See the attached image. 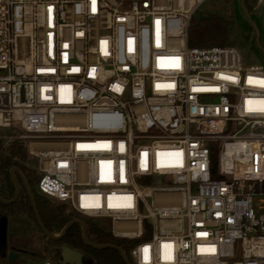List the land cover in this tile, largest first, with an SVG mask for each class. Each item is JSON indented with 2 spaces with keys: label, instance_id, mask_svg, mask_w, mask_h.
<instances>
[{
  "label": "built area",
  "instance_id": "2783aa9c",
  "mask_svg": "<svg viewBox=\"0 0 264 264\" xmlns=\"http://www.w3.org/2000/svg\"><path fill=\"white\" fill-rule=\"evenodd\" d=\"M209 1L0 0V131L133 264H264V68L188 47Z\"/></svg>",
  "mask_w": 264,
  "mask_h": 264
},
{
  "label": "trees",
  "instance_id": "16d2710c",
  "mask_svg": "<svg viewBox=\"0 0 264 264\" xmlns=\"http://www.w3.org/2000/svg\"><path fill=\"white\" fill-rule=\"evenodd\" d=\"M244 9L246 12L252 10L251 0L242 1ZM188 47H223L229 42V29L224 21L221 20H197L192 18L188 28ZM1 149V147H0ZM25 161V153L21 146L11 147L7 153H3L0 150V198L4 200H10L14 196V186L10 179V170L12 168H17L23 172L24 178L30 187L33 195L34 203L38 210V214L42 225L46 231L49 233H59L61 229L72 219V216L66 212V208L60 204H53L49 199L39 195L34 188L36 182V173L33 170L26 169L24 166L20 165V162ZM215 161V155L213 156V162ZM16 180L20 186V195L17 200L10 205H3L0 203V217H5L7 215L5 211H9L13 214L24 215L27 217L28 221H25V225L32 224L37 232L32 238V249L35 248L33 241L38 243L39 238H45L43 232L40 230L34 212L32 210L28 195L22 184L19 176H16ZM85 229L88 242L93 244H113L120 246L125 252L130 264L132 261L129 256V248L136 244L138 240H125V239H115L111 236L109 232L105 229L100 228L94 222L90 220H85ZM16 228L13 229V233L16 232ZM7 241V234H6ZM30 240H23L22 242L29 244ZM59 245L67 246L71 249L81 250L87 253L92 259V264H125L120 254L113 249H93L91 247L85 246L82 241L81 229L78 225H72L65 233L63 238L57 242ZM10 251H16L18 253L25 252L21 250L15 242L11 244ZM7 247V243H6ZM34 255H39V252L33 253ZM6 258V256H0V260ZM17 259V258H16ZM15 259V260H16ZM14 260V261H15Z\"/></svg>",
  "mask_w": 264,
  "mask_h": 264
},
{
  "label": "rangeland",
  "instance_id": "374dc122",
  "mask_svg": "<svg viewBox=\"0 0 264 264\" xmlns=\"http://www.w3.org/2000/svg\"><path fill=\"white\" fill-rule=\"evenodd\" d=\"M197 20H221L224 21L229 29V42L226 46L236 47L241 53L245 61L261 65L264 68V13L261 9H254L246 12L242 0H210L205 4L194 17ZM7 131H0V147L1 151L7 153L13 146H21L25 153V161L20 162L21 166L26 169L37 172L36 162L27 153L26 144L17 139L7 137ZM21 175L24 177L23 172ZM36 182L34 188L36 190L39 176L36 174ZM25 179V178H24ZM53 204H56L50 201ZM7 215V247L6 251H10L13 242L25 252L18 253L15 261H10L7 257L0 260V264H39L49 257L51 251H59L60 246L56 241L45 238H39L38 243L35 244L33 251L32 238L37 232L32 224L25 225L28 221L24 215L13 214L5 211ZM85 221V220H84ZM83 221V222H84ZM105 230L108 229V223L104 220H90ZM16 228L17 233H13ZM57 233H54L56 235ZM30 240L29 244L22 241ZM76 250V249H75ZM39 255H32L38 253ZM133 264V263H132Z\"/></svg>",
  "mask_w": 264,
  "mask_h": 264
},
{
  "label": "water",
  "instance_id": "95a60500",
  "mask_svg": "<svg viewBox=\"0 0 264 264\" xmlns=\"http://www.w3.org/2000/svg\"><path fill=\"white\" fill-rule=\"evenodd\" d=\"M9 174H10L11 182H12L14 189H15L14 196L10 200H4V199L0 198V203L3 205H10L17 200V198L20 195V186L16 180V176H19L21 181H22V184L25 188V191L28 195L32 210H33L34 215L36 217L37 224H38L40 230L43 232V235L47 239L58 242L63 238L66 231L72 225H78L81 229L82 241H83V244L85 246L91 247L93 249H113L120 254V256L123 259V261L125 262V264H130L125 252L123 251V249L120 246L113 245V244H93V243L88 242V239L86 236L85 223L81 220L71 219L61 229V231L56 235L46 231L42 225L41 220H40L38 210H37L36 205L34 203V199H33V195H32V192L30 190V187L28 186L24 177L21 175L20 170L17 168H12L10 170ZM6 234H7V219L5 217H0V256H6L10 261H14L18 256V252H16V251H8L7 252L6 251ZM49 257L52 260H54L57 264H83V262H85L87 264H92L91 258L82 254L78 250L71 249V248L64 246V245L60 246L59 259H56L54 255H49Z\"/></svg>",
  "mask_w": 264,
  "mask_h": 264
},
{
  "label": "flooded vegetation",
  "instance_id": "af4514ba",
  "mask_svg": "<svg viewBox=\"0 0 264 264\" xmlns=\"http://www.w3.org/2000/svg\"><path fill=\"white\" fill-rule=\"evenodd\" d=\"M78 251L90 258V256L87 253H84L81 250H78ZM50 255H54L56 259H59V251L57 252V251L53 250V251L50 252ZM83 264H87V263L83 262Z\"/></svg>",
  "mask_w": 264,
  "mask_h": 264
}]
</instances>
